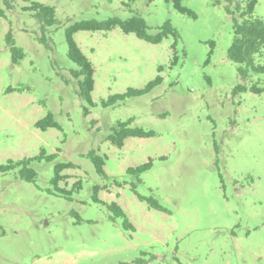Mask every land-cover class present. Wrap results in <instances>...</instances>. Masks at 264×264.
I'll return each instance as SVG.
<instances>
[{"label": "rangeland", "instance_id": "rangeland-1", "mask_svg": "<svg viewBox=\"0 0 264 264\" xmlns=\"http://www.w3.org/2000/svg\"><path fill=\"white\" fill-rule=\"evenodd\" d=\"M32 1L54 7L55 24L27 10ZM181 3L195 15L172 0H0V165L57 154L28 164L34 182L19 166L0 172V264H264V93L249 89L264 86V73L242 77V64L227 57L234 14L226 0ZM133 15L149 33L169 21L178 36L150 43L119 27L74 33L94 67L91 105L71 73L78 67L64 29ZM252 16L264 18V0ZM8 33L24 52L17 63ZM255 63L264 65V49ZM157 75L149 92L102 105ZM48 112L61 129L36 125ZM130 117L155 134L112 144L108 135ZM90 150L105 157V175ZM149 160L138 179L126 172ZM68 161L75 166L53 183L54 165Z\"/></svg>", "mask_w": 264, "mask_h": 264}, {"label": "trees", "instance_id": "trees-1", "mask_svg": "<svg viewBox=\"0 0 264 264\" xmlns=\"http://www.w3.org/2000/svg\"><path fill=\"white\" fill-rule=\"evenodd\" d=\"M27 1V0H24ZM174 8L190 16H194V12L181 3V0H172ZM226 10L231 14H234V30L233 38L230 46L227 49V57L238 64H242L239 67V73L242 77H246L248 72L264 73V65L255 63V56L260 55L264 49V18L253 17L252 13L257 0H226ZM245 2V4L243 3ZM243 4V5H242ZM33 11L36 18L43 25H53L56 22L55 8L53 6L44 5L38 1H32L31 5L26 8ZM115 27H119L124 33H134L138 38L150 42L159 43L169 34L177 37L178 34L175 28L166 21L162 26L158 27L155 33H149L147 31L148 26L146 21L137 15H133L126 19H121L117 16H109L102 20L96 19H84L75 21L64 29L65 41L67 45V57L68 59L77 65V69H72V75L78 80V91L80 97L89 104H93L91 100V92L94 85V67L89 59L83 54L80 47L74 40V33L77 31H108ZM7 42H9V49L11 51L13 63H17L19 59H22L24 52L22 48L15 45L10 33L6 36ZM213 44V42H211ZM161 69L159 68V71ZM162 82L160 75H157L153 80L149 81L143 88L129 87L123 93H115L110 95L105 101L102 102L103 106L114 105L117 101H123L128 97H134L149 92L155 86ZM238 91H245L247 87L245 85H239L236 88ZM253 93H264V86H258L257 83H253L249 87ZM133 121V117L128 118L126 121H119L112 133L108 135V140L112 144L118 147H122L124 140L127 137H150L155 133L153 130H145L139 126H130ZM41 129L48 127H55L61 129L60 125L54 120L53 114L48 112L43 118L39 119L36 123ZM56 153L46 154L44 150L32 158H25L13 162L9 160L6 164L0 165V172H6L17 166L21 167L19 174L20 177L26 181L35 180L36 172L33 168L28 167V164L32 160H40L45 158L47 161H52L56 157ZM87 157L92 162L95 171L99 175H105L104 164L105 157L97 154L94 150H90L87 153ZM72 162H57L54 165V176L52 182L54 183L60 178V171L64 167H74ZM151 161L137 166L135 168L129 167L126 172L135 175L137 179L140 173L149 169ZM96 189V187H95ZM68 199H71L70 193H65ZM141 199L147 200L148 204L156 209H160V205L152 197L139 196ZM107 208L111 211L113 216L122 217L125 227L133 228L132 224L123 209L115 202L106 204Z\"/></svg>", "mask_w": 264, "mask_h": 264}]
</instances>
